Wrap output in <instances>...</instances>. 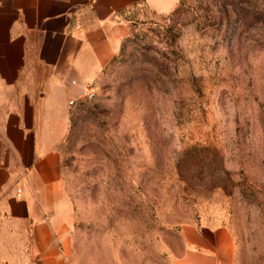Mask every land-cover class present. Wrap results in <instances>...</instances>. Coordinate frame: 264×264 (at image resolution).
Instances as JSON below:
<instances>
[{
    "label": "rangeland",
    "instance_id": "1",
    "mask_svg": "<svg viewBox=\"0 0 264 264\" xmlns=\"http://www.w3.org/2000/svg\"><path fill=\"white\" fill-rule=\"evenodd\" d=\"M140 17L57 143L69 264H171L195 223L264 264V0Z\"/></svg>",
    "mask_w": 264,
    "mask_h": 264
},
{
    "label": "crops",
    "instance_id": "2",
    "mask_svg": "<svg viewBox=\"0 0 264 264\" xmlns=\"http://www.w3.org/2000/svg\"><path fill=\"white\" fill-rule=\"evenodd\" d=\"M177 0H0V264H69L55 206L69 100L119 51L130 22ZM171 264H236L222 224H186Z\"/></svg>",
    "mask_w": 264,
    "mask_h": 264
},
{
    "label": "built area",
    "instance_id": "3",
    "mask_svg": "<svg viewBox=\"0 0 264 264\" xmlns=\"http://www.w3.org/2000/svg\"><path fill=\"white\" fill-rule=\"evenodd\" d=\"M83 93L85 94V95H87V96H93V94H94V89H93V87H92V85L91 84H87L86 86H85V88H84V91H83ZM83 94V95H84ZM76 103V99H70L69 100V104L70 105H73V104H75Z\"/></svg>",
    "mask_w": 264,
    "mask_h": 264
}]
</instances>
